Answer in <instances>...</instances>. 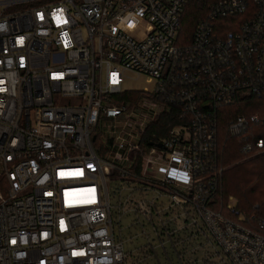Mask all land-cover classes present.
<instances>
[{
    "label": "built area",
    "instance_id": "2783aa9c",
    "mask_svg": "<svg viewBox=\"0 0 264 264\" xmlns=\"http://www.w3.org/2000/svg\"><path fill=\"white\" fill-rule=\"evenodd\" d=\"M191 1L0 0V264H128L114 226L126 215L168 237L131 264H194L151 254L170 236L180 250L183 232L203 239L205 264H264V232L216 198L219 109L264 96V0L214 3L185 43ZM127 72L155 91L121 103ZM168 105L182 124L144 150ZM259 121L239 116L229 133Z\"/></svg>",
    "mask_w": 264,
    "mask_h": 264
},
{
    "label": "trees",
    "instance_id": "16d2710c",
    "mask_svg": "<svg viewBox=\"0 0 264 264\" xmlns=\"http://www.w3.org/2000/svg\"><path fill=\"white\" fill-rule=\"evenodd\" d=\"M221 0H192L185 12L182 33L185 43H189L197 24L203 20L210 7ZM143 97L141 92L125 93L120 98L121 103L137 102ZM181 108L168 105L162 115L149 125L143 137L142 148L147 150L152 142H162L170 130L182 124L179 119ZM239 116H257L258 124H249L246 139L235 137L229 133L230 124ZM259 139L264 140V96L244 97L233 106L222 107L218 113L216 132V166L223 170L217 199L233 196L237 199V208L246 218L248 225L254 230L264 232V152L247 151L248 145L256 146ZM142 151L144 155L145 151ZM259 153V152H258ZM256 154V155H255ZM142 156L140 155L139 164ZM141 168L138 165V170ZM218 210V209H216ZM195 239L183 232L178 237V243L195 246ZM176 241L170 236V243L162 253L151 251L156 260H183L180 250L176 249ZM129 252V251H128ZM208 263V257L203 259ZM184 262V261H183ZM209 264H215L210 262Z\"/></svg>",
    "mask_w": 264,
    "mask_h": 264
},
{
    "label": "rangeland",
    "instance_id": "374dc122",
    "mask_svg": "<svg viewBox=\"0 0 264 264\" xmlns=\"http://www.w3.org/2000/svg\"><path fill=\"white\" fill-rule=\"evenodd\" d=\"M242 18H237L235 21L228 20L225 22L226 26L230 27L229 30L235 29L236 24L243 23ZM156 82L150 81L149 77L146 75H138L132 72H127L125 74V82L123 84V92L124 93H131V92H144L145 90L149 91L150 93H153L155 91ZM117 187L119 185L117 184V181H113L109 183V190L112 196V205L115 206V203L118 201V197L115 194L117 192ZM227 199V198H226ZM133 216H124L122 219L121 224H118L117 220L115 219V233L117 237H121L123 240L126 241V249L129 251L127 254V263L131 264L135 260L140 259H150L151 257L147 253L148 246H146L149 243H152L153 245H158L161 243V240L168 239L167 235L161 234L160 230L162 229L161 226H158V220L153 221V223H147L144 219L143 221V227L141 225L139 226H131L133 223ZM195 246L191 247L185 243L179 244L180 246V253L182 255V261H195L194 264H205L203 262L204 258L209 257L208 251L206 248H197L196 246L203 245L204 241L203 239H195ZM197 248L193 250V248ZM162 253V250L161 252ZM211 259L212 261L219 262V258Z\"/></svg>",
    "mask_w": 264,
    "mask_h": 264
},
{
    "label": "water",
    "instance_id": "95a60500",
    "mask_svg": "<svg viewBox=\"0 0 264 264\" xmlns=\"http://www.w3.org/2000/svg\"><path fill=\"white\" fill-rule=\"evenodd\" d=\"M159 147H161V145H159Z\"/></svg>",
    "mask_w": 264,
    "mask_h": 264
}]
</instances>
